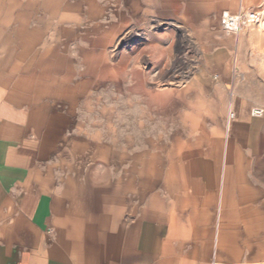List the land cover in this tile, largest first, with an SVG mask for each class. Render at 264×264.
I'll return each instance as SVG.
<instances>
[{
	"label": "rangeland",
	"instance_id": "rangeland-1",
	"mask_svg": "<svg viewBox=\"0 0 264 264\" xmlns=\"http://www.w3.org/2000/svg\"><path fill=\"white\" fill-rule=\"evenodd\" d=\"M169 1L141 3L129 17L120 0H55L54 23L43 12L23 40L9 42L39 52L22 56L29 61L16 95L56 98L41 133L56 132L71 234L90 250L120 225L172 219L175 205L163 196L170 165L221 154L236 95L264 109V14L260 25L225 37V0ZM240 6L263 9L264 0L240 1L233 11ZM144 29L167 37L157 65L144 55L149 42L132 38Z\"/></svg>",
	"mask_w": 264,
	"mask_h": 264
},
{
	"label": "crops",
	"instance_id": "crops-1",
	"mask_svg": "<svg viewBox=\"0 0 264 264\" xmlns=\"http://www.w3.org/2000/svg\"><path fill=\"white\" fill-rule=\"evenodd\" d=\"M240 1L246 0H225L221 23L225 12L245 8L233 11ZM120 2L128 4L133 17L141 3L171 1ZM54 5L55 0H0V264H264V116H254L243 95L233 99L220 155L198 153L170 165L163 196L175 205L171 220L120 225L91 250L88 240L73 237L66 192L56 173V132L41 133L42 127L50 129L45 120L55 111L56 98L17 97L15 88L23 83L18 72L29 61L22 56L27 51L34 60L39 52L9 44L23 40L29 25H39L43 12L54 23ZM132 38L149 42L153 49L144 55L157 65L165 33L154 37L144 29ZM84 244L86 249H77Z\"/></svg>",
	"mask_w": 264,
	"mask_h": 264
},
{
	"label": "built area",
	"instance_id": "built-area-1",
	"mask_svg": "<svg viewBox=\"0 0 264 264\" xmlns=\"http://www.w3.org/2000/svg\"><path fill=\"white\" fill-rule=\"evenodd\" d=\"M264 8H242L237 13L225 12L222 16V30L228 35H239L247 32L254 25H260ZM254 116H263L264 109L256 112L252 111Z\"/></svg>",
	"mask_w": 264,
	"mask_h": 264
},
{
	"label": "bare ground",
	"instance_id": "bare-ground-1",
	"mask_svg": "<svg viewBox=\"0 0 264 264\" xmlns=\"http://www.w3.org/2000/svg\"><path fill=\"white\" fill-rule=\"evenodd\" d=\"M258 110H260V109H259V108H254V109H253L254 112H256V111H258Z\"/></svg>",
	"mask_w": 264,
	"mask_h": 264
}]
</instances>
